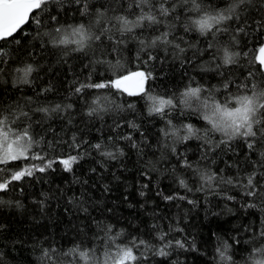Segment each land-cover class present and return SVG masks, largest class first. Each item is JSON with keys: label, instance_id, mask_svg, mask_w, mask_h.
<instances>
[{"label": "trees", "instance_id": "16d2710c", "mask_svg": "<svg viewBox=\"0 0 264 264\" xmlns=\"http://www.w3.org/2000/svg\"><path fill=\"white\" fill-rule=\"evenodd\" d=\"M129 2L130 0H91L93 11L103 6L115 10H110L109 16L128 15L129 19H135V14H139L140 10L129 9ZM198 2L202 8L212 11L226 8L231 0ZM165 6H175V11L164 19L172 26L176 42L183 41L181 46L185 48V52L180 54L181 58H174L172 49H169L167 56L163 50H157V60L141 66L142 61L136 60L138 43L130 40L127 47L121 49L119 59L124 65L121 71L139 69L153 73L154 78L147 83L152 94L165 97L176 95L174 102L178 107L169 111L166 118L149 116L147 101L140 96L128 97L107 89L101 90V93L90 92L86 97L70 93L74 86L72 82L77 78L83 80L90 71L93 81L112 77L113 69L106 64L93 65L95 71L85 67L93 58V51L95 50V57L100 58L103 48L93 45L85 53L72 51L75 45H68L66 48L53 47L50 43L42 45L39 39L33 38L36 31L33 22L26 24L9 42L0 41V46L10 53L13 61L31 63L35 68L30 77L31 84L28 85L13 87L12 76H0V108L17 102L24 106L28 97L39 105L48 107L71 103L72 109L52 113L50 118L42 113H34L33 121H41L40 125L33 123L34 133L38 134L37 138L44 136L45 144L42 147L50 157L69 153L64 141H70L73 133L78 140L87 141L80 149L70 153L82 156L73 165L72 172H65L56 164L53 166L55 171L36 172L32 177L14 182L7 193H0V199L6 201L0 204V264H41L40 249L49 246L55 247L57 251L52 253V260L46 264H76L73 256H64L62 253L81 242V247L95 248L96 257L102 259L106 245L104 233L97 227L98 224L111 225L112 234L123 230L118 242L124 244L130 243L135 237L158 248L161 243L157 239L159 229L169 233L167 238L185 242V249H168V257L154 255L141 246L134 250L140 257L135 264H221L216 249L224 240L231 246L228 254L232 257V264H245L253 247L264 246V239L260 238V232L264 231V198L247 197L242 187L226 185L220 179L246 176L253 171L264 172V168L256 163L261 160L260 152L264 151V145H258L253 151H249L244 141L238 139L232 141L230 149L222 145L215 151L206 153L208 146L204 141L192 138L175 143L177 155L171 152L172 140H165L160 131L166 126L167 119H171L178 128L183 124H192L202 132L207 127L206 122L195 111L179 107V93L189 82L192 86L199 84L205 88H214L220 87L226 77L227 80L236 82L230 85L233 94L237 92V84L247 83L249 89L252 84L264 86V73L258 71L260 66L255 61V57L259 55L258 49L264 42V30L256 31L255 24H252L250 28H246L245 33L237 36L238 45L232 44L233 31L218 34L217 39L213 40L211 34L201 36L195 30L184 31L189 18H196L197 15L192 11L191 3L169 0ZM74 9L75 5L66 4L64 10L58 13L59 22L65 26L88 24L89 20ZM238 11L242 18L247 17L250 22L264 16V10L260 9L256 0L251 5H242ZM33 15H39L47 22L50 15H57V8L50 4L43 11L36 10ZM177 16L179 20L176 19ZM228 23L234 30L236 22ZM155 27H159L160 31L168 30L164 24L153 26ZM153 28L135 31L142 34V38L150 39L159 34ZM171 38L170 36L169 39ZM16 39L21 44H16ZM44 40L47 41V37ZM209 43L215 47L209 49ZM224 46H230L242 55L237 64L227 69H217L216 64L222 56V51L217 52V48ZM184 57L191 63L184 61ZM103 58L115 64L117 56L113 53ZM249 71L254 73V79L248 77ZM221 72L225 73V77L220 75ZM45 88H51V91L40 94ZM95 94L108 95L117 104L124 105V110L119 113H104L102 119L88 117L85 99L90 103ZM216 95L223 99L221 93ZM127 103H135L136 107L128 109ZM69 119L72 120L71 125L67 123ZM129 122L139 125V129L129 127ZM117 123L121 126L116 127ZM49 125L58 136L54 137L51 131H42L48 129ZM129 134L137 143V148L132 147L131 141L122 139ZM54 139L60 143L54 151L48 150L47 141ZM214 139L218 141L219 134ZM95 143H102L104 150L112 151L116 158L101 156L91 147ZM117 147L123 150V156L116 153ZM184 159L194 167H182ZM32 163L40 162L17 161L6 167L15 169ZM197 169L209 174L216 173L217 179L208 186L201 180ZM179 178L187 182L188 188L180 187ZM257 179L264 184V178L257 176ZM202 185L203 190H199ZM166 195H182L185 199L166 201L163 198ZM227 196L234 199H227ZM250 203H255L256 206L248 207ZM176 228L183 231H174Z\"/></svg>", "mask_w": 264, "mask_h": 264}, {"label": "snow or ice", "instance_id": "6c2138e0", "mask_svg": "<svg viewBox=\"0 0 264 264\" xmlns=\"http://www.w3.org/2000/svg\"><path fill=\"white\" fill-rule=\"evenodd\" d=\"M185 4L191 3L193 5L192 11L197 15L196 18H189L184 26V31L189 32L195 30L201 36H208L211 34L213 40H216L218 34L228 33L233 31L231 37L232 44L238 45L237 36L240 33H245L246 28H250L255 24V30H264V16L259 19L249 21L247 17H243L238 9L242 5H251L254 0H231V3L224 9L209 11L201 7L198 0H183ZM259 3L261 10H264V0H256ZM169 0H130L129 9L138 8L139 14H135V19H129L128 15H111L109 11H115L103 6L95 8L91 0H0V41L9 42L10 38L20 32L23 27L29 22L36 25L34 39H39L41 44L50 43L53 47H64L68 45H75L72 49L74 52H85L92 49L93 45L96 48H103L100 58L95 57V50L93 51V58L85 67L92 68L93 65H108L113 69L112 77L108 79H101L93 81L92 73L83 80L78 78L74 80L73 87L70 89L71 94L86 97L91 93H101V90H115L120 94H126L128 97H143L147 101V112L149 116L158 115L161 118H166L168 112L178 107L174 101L177 99L174 94L171 97H165L158 94H152L148 88L147 83L152 80L153 73L148 70H131L121 71L124 65L121 63L119 57L122 48H126L129 41L133 40L138 43L139 49L136 53V60L142 61V65H147L150 61L157 60L156 51L163 50L165 56L168 55L169 49H172L173 56L180 59L185 48L181 43H177V37L173 35L171 27L164 19L175 11V6L166 7ZM53 5L57 8V15H50L48 21L41 19L39 15H33L36 10L43 11L48 5ZM66 4L75 5V11L79 12L80 16L86 17L89 20L88 24L79 23L75 25L61 24L58 20V13L64 10ZM179 20V16L176 17ZM235 21L236 27L233 30L228 22ZM164 24L168 30L160 31L159 26ZM153 28V31L159 32L158 35H153L150 39L142 38V34H137L136 29ZM28 35V33H24ZM172 37L169 39V37ZM47 37V41L44 38ZM16 44H21L19 39L15 40ZM209 49L215 47L214 44L209 43ZM222 51L219 63L216 68L227 69L231 65L238 63L239 57L242 55L239 51H234L230 46L217 48V52ZM259 55L255 57V61L259 64L258 71L264 73V42L261 43L258 49ZM115 53L117 56L116 63L113 64L111 60H105V55ZM247 55V53H244ZM215 60V55L213 56ZM184 61L191 63L187 57ZM162 61V58H161ZM35 68L31 63H21L13 61L10 53L0 46V76L10 75L13 79V87L17 85L31 84L30 77ZM118 73V74H117ZM220 75L225 77V73ZM248 77L254 79V73L249 71ZM235 81L227 80L220 87L205 88L197 84L192 86V83L184 88L179 93V107L183 109H192L200 118L206 122L207 127L198 129L192 124H183L181 127L173 125L171 119H167L166 126L160 131L165 140H172L173 146L171 152L177 154L175 143L180 141H188L192 138L202 139L204 144L208 147L205 152L215 151L222 145L226 148H231L232 141L243 140L247 149L253 151L258 145H264V86L252 84L251 89L247 83L237 84V92L232 93L230 89L231 84ZM51 91V88L41 90L40 94ZM221 93L223 99L218 98L216 93ZM227 93V95H224ZM36 106L33 107L32 105ZM87 106L86 115L88 117L103 118V114L109 111L119 113L124 110V105L117 104L114 99H110L108 95L95 94L90 103L85 99ZM135 103H127L128 109H134ZM73 105L56 104L53 107L39 105L31 97L27 98L24 106L19 102L14 105H8L6 108H0V193H7L10 186L14 182H19L25 177H32L36 172L45 173L48 170L55 171L54 165L58 164L65 172H72L73 165L78 163L82 158L80 155L70 154L72 150H78L82 144L87 141L78 140L75 133L72 134L70 141H64L67 144L69 153L55 156H48L45 154V149L42 147L45 144L44 136L37 138L33 130V123L40 125V120L33 121L34 113H42L45 117L51 116L52 113L67 112L72 109ZM27 109V110H25ZM168 110V111H166ZM69 125L72 120L67 121ZM119 123L116 127H120ZM129 127L139 129V125L134 122H129ZM45 133L51 131L53 136H58V133L49 125L48 129H42ZM183 132V135H181ZM216 134H219L220 139H214ZM143 135V133H141ZM122 139L132 142V147L137 148V143L129 134L123 136ZM111 141L112 138L110 137ZM60 143L59 140L47 141V149L55 150V147ZM168 145L166 144L165 147ZM101 156L115 159L116 155L112 151L104 150L102 143H95L91 145ZM35 149H40L35 151ZM116 153L120 156L124 152L119 147L116 148ZM261 160L256 163L264 168V151L260 152ZM39 161L40 163H32L24 165L15 169H8L6 166L17 161ZM182 167L193 168L194 166L187 160L182 161ZM94 172L95 169H92ZM204 184L211 186L212 182L217 179L216 173L209 174L207 171L200 172ZM257 176L264 178V172L253 171L246 176L229 177L227 179L221 177V182L226 185H233L242 187L245 190L247 197L264 198V184L260 183ZM179 185L182 188H188L187 182L183 178H179ZM147 187V185H145ZM204 185L201 186L203 190ZM191 191V189H188ZM144 195L143 192L140 193ZM160 194V193H158ZM166 201L173 199H185L182 195H166L163 197ZM227 199H234L232 196H227ZM193 203V201H188ZM6 203L0 199V204ZM11 203V201H7ZM19 206V202H17ZM255 203H250L248 207H255ZM87 211V208L84 209ZM2 227V226H0ZM97 227L104 233V243L106 250L103 252V258L96 257L95 248L81 247V243L75 244L67 251L63 252L64 256H73L76 259V264H135L140 259L135 254V249L143 246L146 250L152 251L154 255L160 257H168L170 255L168 249L177 248L185 249V242L181 239L167 238L168 232L159 229L157 231V239L161 242L160 247L154 248L148 241L138 240L133 237L130 243H120L119 237L123 235V230L113 233L111 225L105 226L98 224ZM155 227V225L153 226ZM174 231L180 232L182 229L176 228ZM111 234V235H110ZM260 238L264 239V231L260 232ZM220 239V238H218ZM229 243L224 240L217 247L216 251L220 257L221 264H232V257L228 254L230 249ZM41 255L39 260L41 264H46L47 261L52 260V253L57 251L53 246L41 247ZM95 258V259H94ZM147 259L146 256L143 257ZM177 264V262H174ZM245 264H264V246L253 247Z\"/></svg>", "mask_w": 264, "mask_h": 264}]
</instances>
